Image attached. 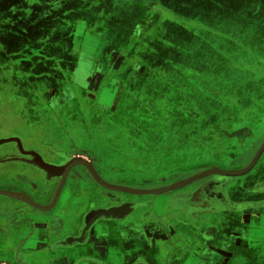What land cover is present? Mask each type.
<instances>
[{"label":"crops","instance_id":"0c3cea01","mask_svg":"<svg viewBox=\"0 0 264 264\" xmlns=\"http://www.w3.org/2000/svg\"><path fill=\"white\" fill-rule=\"evenodd\" d=\"M77 1L82 5L79 8L81 11L71 8L72 13L67 20L76 18L84 20V24L79 28L72 27L73 30L68 32L64 28L60 29L69 41L70 37L74 38V43L63 50L71 59L66 66L71 69L76 67V34H104L107 27L104 21L110 20L107 25H110L108 29L112 30L113 35L111 50H108L110 44L100 49L112 51L114 58L118 59L120 52H128L121 66L130 68L126 71L127 79L132 68L136 72L135 83L127 80L130 82L127 91L136 97L134 100L128 99L133 101L132 105L122 106L120 103L112 111H98L99 128L91 131L96 134L98 143H86L84 149L101 148L103 157L96 151L97 155L100 154L101 164L112 165L115 171L130 173L129 178L123 179L133 178L134 186L137 187L144 184L145 180L153 184L163 178L176 177L182 181L209 167L228 170L232 164H239L234 167L237 169L247 162L251 163L264 143L257 146L254 133L255 127L264 121V79H250L249 71L235 68L237 75L243 77L242 80L229 84L223 81V87L214 86L215 92L202 89L201 80L211 77L209 68L195 64L190 59L183 60L184 50L177 54L179 59L166 57L165 43L173 47L176 45H171V41L164 42L166 33L160 30L165 29L166 21L174 22L179 17L167 15L158 5L162 0L65 2ZM39 3L42 4L41 0ZM117 11H120L119 16ZM87 15L95 18L88 21ZM160 17L162 20L159 22ZM96 18L98 21L103 20V23L98 24ZM49 20L50 34H57L58 27L53 29V22L49 23ZM153 20L155 23L150 24ZM139 35L144 36L139 40L142 45L140 51L135 44ZM113 76L123 81L121 75L115 73ZM183 79L184 82H191L187 91L177 85ZM127 81L124 80V83ZM194 86L202 94L196 93ZM31 90L29 88L28 94L34 96ZM168 90H173L176 96L175 108L170 105L166 107L164 95L168 94ZM81 92L70 96L74 123L78 119L81 122L83 118L80 112H76L79 106L84 107V93ZM204 94L206 98L201 103L200 96ZM154 98H160L158 106L152 103ZM92 99L93 96H88L85 100ZM102 100L105 104L111 103L107 93L103 94ZM41 126L30 127L33 132L31 138L35 139L36 130L42 131ZM164 127L167 128L166 134ZM72 137L76 140L81 138L80 131L75 129ZM79 145L83 147L81 142ZM242 156L239 163H233L234 158ZM210 157L219 160L216 163L207 162L206 158ZM227 158L229 160L226 163L224 161ZM263 159L264 153L244 176L225 177L232 179L227 191L229 210L204 215L206 219L202 221L197 217L202 213L201 207L195 205L194 214V211H188L179 198L207 177H224L212 174L167 193L136 194L139 201L149 204L135 211L130 205L123 206L119 211L116 210L114 218L90 222L82 240H70L67 245L58 246L55 243L75 234L76 227H80L84 220L88 221L92 212L103 210H94L100 206L93 202L96 198L94 191H102L98 185L88 181L84 184V180L73 181L76 187L64 193L58 205L60 211L59 215L56 213V221L53 222V214L48 212L33 219L25 217V214L19 216L22 224L14 228L13 240L9 238L4 246H0V255H5L12 263L13 250L21 244L25 259L20 264H137L141 260L148 264H264V174L254 171ZM252 175H255L257 184L246 186L248 177ZM17 179L16 173L12 178L0 175V186L5 181L14 183ZM159 185L161 187L163 184ZM5 199L0 196V202ZM5 201L9 203V197ZM16 201L15 205H18L16 203L21 200ZM41 203L44 205L45 202Z\"/></svg>","mask_w":264,"mask_h":264},{"label":"flooded vegetation","instance_id":"af4514ba","mask_svg":"<svg viewBox=\"0 0 264 264\" xmlns=\"http://www.w3.org/2000/svg\"><path fill=\"white\" fill-rule=\"evenodd\" d=\"M65 1L66 0H46V5L44 7L45 9H43L46 10L43 11L45 15L46 13L49 14L47 17V19H50L49 23L53 22L52 28L54 29L55 27H58V31H56L57 34H54L50 38L49 43V46L55 50H65L67 47L71 46V43H74V38L70 37V41L69 39L65 38L63 35L64 33L61 32L62 30L60 31L61 28L66 29L68 32L73 30L72 27L79 28L81 24H84V21H81L80 19L78 21L76 18H70L67 20L70 13H72L70 12V9L75 8L77 11H81L79 8H81L82 5H80L78 1L77 3H66ZM230 1L231 3L233 2L232 0ZM243 1L249 2L251 0ZM262 1L264 2V0ZM195 7L196 5H194V8ZM47 8L49 10H47ZM75 20H77V22ZM195 21L197 22V20ZM170 24L171 27L168 28ZM172 25L173 22L169 20L164 23V27H166L167 31H169L168 34L163 36L164 42L173 38H177L173 35L175 30L180 31L178 34L182 33L181 29H174L172 28ZM57 46L60 49H58ZM164 46L167 49L170 47L168 43H165ZM233 46H235V48H232V50L229 47V49L227 48V50H224V54H226L227 57L229 52V56L237 61L238 67H236V69L240 71H249L250 76L248 78L250 79L255 80L259 78V80H263L264 49L262 45L255 44L253 49L242 46L241 44ZM234 50H238L239 52H233ZM253 50L260 53L263 57H257ZM245 54L249 55L250 60L249 58H246ZM113 59L114 60H112V63L114 64L112 66L106 64V57L103 60L101 59L102 61L99 59L101 62L99 61L100 63L98 62L99 65H97H102L104 71H94L96 74L93 76L95 87L91 89L82 88V92L80 91L81 93H84V107L81 108L79 106L77 109L78 111L76 109L75 110L76 112L81 113L83 122L82 120L81 122H78V119V121L74 123V114L71 112L73 110L71 106L67 104L58 108H49L48 110L45 108L43 113L44 124L41 126L43 129L41 131L40 137L38 138H31L33 132L30 129L32 126H26L21 130L18 129L17 131L8 134L6 137L0 136V175L4 178H12L13 174L16 173V177L18 178L17 181H14V183L5 181L4 184L0 186V190L18 195V197L21 199H25L28 202H32L34 204L44 207L51 206L52 208L47 212L48 214H53V222H55L57 219L56 213L59 215L60 210L58 209V205L61 204L64 193L71 187H76V184H74L73 181L82 182L84 180V184H87L86 181L93 182L101 188L102 191L100 193L95 192L92 189L96 195V198L93 199V202L100 204V206L94 210L115 209L119 211L121 207L123 208V206L130 205L132 211H135L146 207L149 204V202L139 201L138 198H136V196H138L136 194L115 189H107L102 185L100 186L94 179L89 168L86 166L87 164L93 167L98 175L106 183L117 187L135 190H155L172 185L179 181L176 177L171 179L163 178V180H159L158 183L152 184L150 180H145L144 184H141L138 187L134 186L136 184L133 178L128 180L123 179L129 178L130 176L128 175L130 173L115 171L111 167L112 165L107 166L109 164H101L99 161V155L101 154L100 152L102 150L101 148L84 149V144L86 143H98L96 134L91 133V131L97 130L99 128L97 119L100 118V113L98 111H112L113 107L118 106L120 103L122 106L132 105L133 101H129L128 99L134 100L136 98L131 92L127 91V88L130 85V82L128 81L130 80L134 83L136 82V72L134 68H132L130 77L127 79L126 74L128 72L126 71L130 68L127 66H121V60H123L121 57L119 59ZM85 62L86 61L84 59V64ZM85 66L86 65H84V68ZM115 73H117V75H121L123 81L120 82L118 78H115L113 76ZM209 78L210 79L206 78V80H201L203 85L202 89L213 90L214 86L217 85L216 82L220 83L218 80L221 81L222 79V77L217 76L216 78L212 76ZM124 80L128 81L124 83ZM195 88L196 93H201V90L199 91L197 87ZM104 93H107L108 98L111 99L110 104H105L103 102L102 96ZM88 96H93V99L91 101H86L85 99L88 98ZM152 103L154 106H158L160 103V98H154ZM75 129H78L81 133V138L78 140L72 137ZM166 129L167 128L164 127L165 134ZM171 133H173V131H171ZM80 142L83 144L82 148L79 145ZM97 150L100 153L99 155L96 154ZM101 156L103 157L102 154ZM75 159L83 160L84 164H76L65 172L64 168ZM242 159L243 156L241 158L236 157L234 158L233 163H239ZM249 164L250 162H247L246 164L239 166L237 169H243ZM238 165L232 164V168L228 170H237L234 169V167ZM15 168H21V170L18 171ZM45 168L48 170H45ZM209 168L211 169L212 167ZM209 168L201 170L198 173L206 171ZM231 180L232 179L230 178L220 176L207 177L197 182L198 184L192 189V191L179 196V198H181V201L183 200L182 202L184 203V206L188 208V211L190 209L191 211H194V214L196 213L195 205L196 207H201L202 213H200L197 217L203 221L206 219L203 217L204 215H213L220 210H229L230 204L227 198V191L231 185ZM159 184L163 185L160 187ZM247 184H252V186L257 184L255 181V175L248 177L246 186ZM0 196H3L7 200L8 197L10 199L9 203L5 201L6 199L0 202V246H4V244H6L5 242L9 238L11 240L14 239V228L22 224L19 222V216L25 214V217L33 219L37 218L39 214L43 213L44 211L39 210L32 204L23 201H18L20 203H16L18 205H15V202L17 201L11 199V196L2 194H0ZM92 197H94V195H92ZM41 202H45L44 205H42L43 203ZM104 204L106 205L104 206ZM99 220L101 221L104 219L102 218ZM99 220H97V222ZM88 224L90 223L84 220V223L80 227H76L75 234H70L64 239L57 241L55 244L58 246H65L70 240L75 242L82 240L84 238V234L88 232ZM243 228H245V226ZM56 237H59L58 234ZM20 245L15 247L13 250L12 263H9L8 258H6L5 255H0V264H16L18 262L20 264L25 259ZM137 264L148 263L144 260H141L138 261Z\"/></svg>","mask_w":264,"mask_h":264},{"label":"rangeland","instance_id":"374dc122","mask_svg":"<svg viewBox=\"0 0 264 264\" xmlns=\"http://www.w3.org/2000/svg\"><path fill=\"white\" fill-rule=\"evenodd\" d=\"M232 1L231 3L230 0H162L161 3H158L167 15L173 14L179 17L173 22L172 28L181 29L182 31L181 34H178L180 31L175 30L173 35L177 38L168 40L171 41V45L177 46H170L166 49V57L168 59H179L178 57L180 56L177 54H179L180 50H184L186 53H182L183 60L190 59L195 64L199 63L201 66L209 68L210 76L214 78L216 76L222 77L221 81L218 80L220 83L216 82L219 87H223L221 86L223 81L229 84V82H237L243 79V77L237 75V70H235L238 67L237 61L229 56V52L226 57L224 50H227L228 47L232 50V48H235L233 45L239 44L252 49L255 44L262 45L264 49V2L262 0H251L249 1L250 3L243 0ZM45 2L46 0H42V4H39V0H20L18 7H16L18 2H13V0L0 3L1 7L5 6L10 11L9 19L8 21L6 20L8 22V31L11 29L18 31L21 37L23 36V39L31 40L26 45H21L22 47L17 50H13L12 46L5 48L0 45L1 137H6L8 134L18 129H24L26 126L43 125L45 108L48 110L49 108H58L67 104L70 106L72 104L70 96L78 95V91L80 92L82 88L91 89L95 87L93 76L96 74L94 71H104L102 65L98 66V62L101 59L103 60L106 57V64L110 66L114 64L112 63L113 52L100 49L105 44H110L108 45V50H111V37L113 35L111 34L112 30L108 29L110 25H107L110 20L104 21L107 26L105 35L96 33L87 35L86 33L77 32L79 34H76V46L74 45V47L78 56L76 57V67L72 69L66 66L68 62H71L66 51H51L47 50L50 49L49 44L46 46L42 45L47 44L49 38L54 34L49 32L44 36V39L40 37L41 35L35 38L29 34L33 25L38 23L39 18L48 21L47 17L49 14L46 13L45 15L43 13V11H46L43 10L46 5ZM194 5H196L195 8ZM33 7L34 10L42 12L34 14ZM161 8H158V11L163 14ZM47 10L49 9L47 8ZM119 10L121 9L119 8ZM119 12L117 11L118 16L120 15ZM87 17L88 21L95 18L93 15H87ZM156 17L158 19V15ZM77 20L79 21V19ZM77 20L75 21L77 22ZM96 20L98 24L103 23V20L98 21L97 18ZM161 20L160 17L159 22ZM18 21H20L22 26L19 29H14L13 26H17ZM151 23L154 24L155 21H150ZM170 27L171 24L168 28ZM160 31L163 34L169 33L166 27ZM141 37L144 36L139 35L138 42L135 43L139 49L138 51L141 50L142 46L141 41L139 42ZM57 48L60 49L58 46ZM80 49L83 51L81 52ZM166 51L164 50V53ZM237 51L234 50L233 52ZM253 52L257 57H263L260 53L254 50ZM127 53L120 52L119 57L123 59L121 60L122 63L127 59ZM245 55L250 60L249 55ZM84 59L86 61L85 64ZM82 64L86 65L85 68ZM190 83L184 82L183 79L179 80L177 85L181 87V90L187 91ZM29 88L32 89L31 91L35 94V97L28 94ZM172 91L168 90V94L164 96H166V107L170 105L175 108L176 96ZM50 93L51 95L53 94V97ZM205 98V94L201 95L200 102H204ZM172 101L175 104H172ZM170 129L172 130L173 128ZM254 133L257 137L258 146L264 142V121L255 127ZM40 134L41 132L36 130L34 133L35 138L40 137ZM206 159L207 162L211 163H216L219 160L216 157ZM228 160L229 158L225 159L224 162L227 163ZM263 160L254 170L260 175L264 174L262 173L264 172Z\"/></svg>","mask_w":264,"mask_h":264},{"label":"water","instance_id":"95a60500","mask_svg":"<svg viewBox=\"0 0 264 264\" xmlns=\"http://www.w3.org/2000/svg\"><path fill=\"white\" fill-rule=\"evenodd\" d=\"M2 144V143H1ZM264 153V143L261 145V147L259 148V150L257 151L255 157L253 158V160L251 161V163L243 168V169H239V170H221V169H217V168H212L209 170H206L198 175H195L191 178L179 181L175 184H172L170 186L164 187V188H160V189H155V190H135V189H129V188H124V187H117V186H112L108 183H106L99 175L98 173L94 170L93 167L89 166L88 164L86 165L90 172L92 173L94 179L103 187L107 188V189H115V190H120V191H125V192H129V193H133V194H163V193H167L170 191H173L175 189H178L180 187L186 186L188 184H191L194 181H197L203 177L209 176V175H221L224 177H241L244 176L246 174H248L255 166V164L257 163V161L259 160V158L262 156V154ZM84 164V161L81 159H75L74 161L70 162L64 169L65 172L67 170H69L71 167H73L76 164ZM45 170H48L47 168H45ZM0 194L2 195H6V196H11L12 198L16 199V200H21L23 202L32 204L35 208H38L39 210H42L44 212L49 211L52 207H44L38 204H34L32 202H28L25 199H21L20 197H18L17 195L13 194V193H9V192H5V191H1L0 190ZM116 215V210L115 209H108V210H98L95 212H92V214L89 216L88 222H93V221H97L99 219H104V220H108L110 218H114Z\"/></svg>","mask_w":264,"mask_h":264},{"label":"trees","instance_id":"16d2710c","mask_svg":"<svg viewBox=\"0 0 264 264\" xmlns=\"http://www.w3.org/2000/svg\"><path fill=\"white\" fill-rule=\"evenodd\" d=\"M6 1L9 2V0H0V3H5ZM14 1L18 2V3H16V7H18L19 3H20V0H13V2ZM41 2H42V0H41ZM43 9H45V8L43 7ZM32 10L34 11V14L35 13L40 14L42 12L40 10L39 11L34 10V7H33ZM9 13H10V11L8 10L7 7L5 8V6H3V7L0 6V45L2 47H5V48L12 46L13 50H17L18 48L26 45V43L28 41H31V40L23 39V36L21 37V34L18 31H15V30H12V29L8 31V27H7L8 26V24H7L8 22L7 21L9 19V15H10ZM14 13L16 14V12H14ZM15 14H14V16H15ZM14 16H12V17H14ZM16 25L17 26H13L14 29H19L22 26L20 21H18V23ZM49 32H50V29L48 27L47 20H45L43 18L42 19L39 18L38 19V23L33 25V28H32V30L30 31L29 34H31L35 38H38L37 36L41 35L40 37H42L44 39V36L46 34H48ZM35 42H38V41H35ZM49 43H50V38H49L47 44L45 43V44H42V45L46 46ZM36 46H37V44H36ZM49 47H50V49H47V50H51V51L54 50L55 51L54 48H52L51 46H49Z\"/></svg>","mask_w":264,"mask_h":264}]
</instances>
